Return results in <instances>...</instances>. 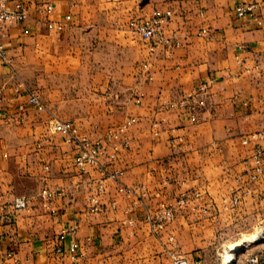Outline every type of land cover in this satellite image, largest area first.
<instances>
[{
    "label": "crops",
    "instance_id": "1",
    "mask_svg": "<svg viewBox=\"0 0 264 264\" xmlns=\"http://www.w3.org/2000/svg\"><path fill=\"white\" fill-rule=\"evenodd\" d=\"M23 1L27 21L1 37L9 63L0 60V208L19 197L27 208L14 212L10 225L0 222V264H14L7 251L16 264H171V254L187 264H231L232 254L223 260L208 252L217 235L264 226V174L251 179V156L264 142L241 143L264 132V0ZM240 3L256 5L260 24L237 18ZM166 10L173 17L165 36L178 45L149 54L128 25ZM49 22L63 30L48 29ZM208 78L216 84L195 122L170 108ZM18 82L40 88L42 108L18 113L26 102L14 93ZM130 119L128 146L110 161L115 142L107 131ZM54 121L103 139L99 167L119 178L76 168L74 143L47 130ZM98 184L102 208L94 212ZM119 187L137 193L125 196ZM42 189L58 192L48 208ZM231 198L238 204L230 206ZM160 204L173 207V218L153 231L146 216ZM257 235L229 248L254 244ZM261 246L233 263L244 264Z\"/></svg>",
    "mask_w": 264,
    "mask_h": 264
},
{
    "label": "built area",
    "instance_id": "2",
    "mask_svg": "<svg viewBox=\"0 0 264 264\" xmlns=\"http://www.w3.org/2000/svg\"><path fill=\"white\" fill-rule=\"evenodd\" d=\"M52 7L50 5L46 6V11L51 12ZM256 10V5L254 3H240L235 8V14L237 18L250 17L254 21H257L254 17V11ZM172 13L169 10L159 12L154 11L152 15L148 18L137 19L130 21L128 28L132 35L140 37L144 45L149 52V54H154L159 48H168L170 46H177L178 42L176 40L169 39L165 36L164 28L172 20ZM28 19L27 7L23 0H0V60L8 65L9 60L2 43V33L8 27L22 26ZM69 21L70 18L66 17ZM258 24H260L257 21ZM48 29H54L57 31H62L63 23H51L47 24ZM200 36L206 37L208 31L202 29L199 32ZM246 70V69H245ZM216 84V80L213 78H208L199 84L196 92L191 94L175 104H171L170 108L179 109L191 122L197 120V110L199 107L204 106V98L208 95V92ZM14 93L17 97L25 96V104H20L17 106V111L19 114L25 113V108L30 107L33 109L42 108V102L39 94L34 89L26 86L22 82H18L14 88ZM142 95L138 94L135 97V105L138 106L141 103ZM134 121L130 119L124 125L111 128L107 131L106 139L115 142L110 148L108 159L110 161L115 160L117 154L121 149L127 148L128 141L124 137L125 133ZM48 132L50 134H56L63 136L68 142L74 143L76 156H75V166L80 171L84 172L88 167H98V169L104 174L105 179L117 180L121 175L119 171L108 172L99 167V158L106 151L105 144L101 138H90L89 136L83 134L79 127L73 125L70 122H59L54 121L48 127ZM255 142H264V132L251 133L243 137L241 140L242 145H249ZM37 150L41 149V145L36 146ZM263 160H264V150L261 148H256L251 156V161L253 165V173L251 179L253 181L257 180L264 174L263 170ZM48 170V168H45ZM103 186L98 184L96 188L97 195L91 198L93 204L92 210L94 212H99L102 208L98 195L102 193ZM142 191V189H141ZM118 192L125 195L131 196L137 193L134 188L119 187ZM141 193V192H140ZM142 194V193H141ZM58 195L57 191L42 189L39 193V198L41 200L42 207L48 208L51 201H53ZM184 204L183 200L177 202V206H182ZM230 206H235L238 204L236 198H231L228 203ZM113 207L114 204H111ZM27 208V200L24 197L15 198L8 210L0 208V222L4 225H10L13 220L14 212ZM173 207L160 204L157 209L150 215L146 216V221L150 224L153 231L160 229L165 223L169 222L173 218ZM260 240H264V226L259 229ZM1 240V238H0ZM77 249L75 244H71L69 251L72 254V259L75 258L74 253ZM56 252L62 253L61 248H57ZM5 257L11 259L14 264L17 263L15 254L11 251L5 253ZM171 264H187V262L180 257L171 254ZM244 264H264V250L247 255Z\"/></svg>",
    "mask_w": 264,
    "mask_h": 264
},
{
    "label": "rangeland",
    "instance_id": "3",
    "mask_svg": "<svg viewBox=\"0 0 264 264\" xmlns=\"http://www.w3.org/2000/svg\"><path fill=\"white\" fill-rule=\"evenodd\" d=\"M133 20H137V19H133ZM32 87L35 90L40 91V88L37 87L36 85L35 86L33 85ZM52 123L53 122H51V124ZM256 233H258V229H255L254 233H243V234H240L239 231L235 230L234 228H231V229L227 230L226 232H223L222 234H218L217 235L216 240L211 242L212 246L208 249V252H209L210 255H217V253H218V257L223 258V260L226 259V257L228 255L232 254V256L234 258L233 262L238 261V260L244 258L247 253H250L253 250H255L256 246H257V248H263L261 245H263L264 240H260V237H259L260 235L258 233L257 238H258L259 241L254 243V244L246 243V244H249V245H244L243 247L241 246L240 249L236 250V251L235 250H231L229 247L232 244L239 243L240 240L243 239L245 236L254 235ZM249 241H250V243L251 242H255L256 241V237H254L252 239H249L248 242ZM243 243H244V241H243ZM222 244H224V246H221ZM209 254L207 253V255H209ZM231 260L232 259L229 260L228 264H230ZM233 262L231 264H234Z\"/></svg>",
    "mask_w": 264,
    "mask_h": 264
},
{
    "label": "bare ground",
    "instance_id": "4",
    "mask_svg": "<svg viewBox=\"0 0 264 264\" xmlns=\"http://www.w3.org/2000/svg\"><path fill=\"white\" fill-rule=\"evenodd\" d=\"M250 242V241H249ZM244 243H248V241H244Z\"/></svg>",
    "mask_w": 264,
    "mask_h": 264
}]
</instances>
